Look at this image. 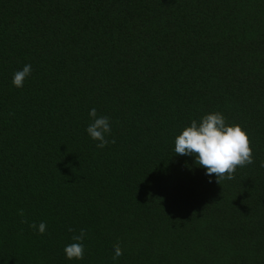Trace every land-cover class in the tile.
<instances>
[{
  "label": "trees",
  "instance_id": "obj_1",
  "mask_svg": "<svg viewBox=\"0 0 264 264\" xmlns=\"http://www.w3.org/2000/svg\"><path fill=\"white\" fill-rule=\"evenodd\" d=\"M214 112L255 161L222 185L174 151ZM261 162L264 0H0V264H264Z\"/></svg>",
  "mask_w": 264,
  "mask_h": 264
},
{
  "label": "clouds",
  "instance_id": "obj_2",
  "mask_svg": "<svg viewBox=\"0 0 264 264\" xmlns=\"http://www.w3.org/2000/svg\"><path fill=\"white\" fill-rule=\"evenodd\" d=\"M31 72L30 64L16 71L13 75V85L22 88ZM89 116L92 122L86 131L92 140L98 141L97 148L102 149L110 142L115 143V140L109 141L106 138L112 131L110 118L103 115L98 116L95 108L90 110ZM174 151L176 155L194 156L195 163L205 168L208 176L211 177L214 174L216 182L220 185L224 180L234 179L238 168L255 162L248 133L239 124H227L226 118L220 112L206 114L199 121L193 119L190 126L185 127L175 138ZM261 166L264 167V162H261ZM19 215L21 217L25 215L23 209L19 210ZM22 223H27V221L23 220ZM30 227L37 230L39 234L47 231V224L43 221L38 225L32 223ZM69 231L75 233L72 228H69ZM86 235V231L82 229L79 234L72 236L71 239L74 242L64 248L67 259L82 260L84 258L83 241ZM122 255L123 250L120 245H115L113 259Z\"/></svg>",
  "mask_w": 264,
  "mask_h": 264
}]
</instances>
